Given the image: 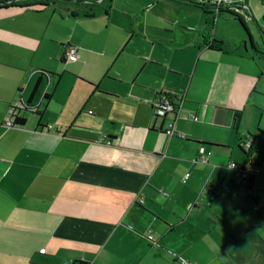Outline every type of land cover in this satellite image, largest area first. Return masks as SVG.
Wrapping results in <instances>:
<instances>
[{"label":"crops","instance_id":"1","mask_svg":"<svg viewBox=\"0 0 264 264\" xmlns=\"http://www.w3.org/2000/svg\"><path fill=\"white\" fill-rule=\"evenodd\" d=\"M249 1L240 17L259 45L264 0L261 21ZM67 10L0 8V264H245L264 251V61L236 17L176 0ZM162 91L183 101L171 137L174 115H154ZM249 139L250 185L228 169L251 167Z\"/></svg>","mask_w":264,"mask_h":264},{"label":"trees","instance_id":"2","mask_svg":"<svg viewBox=\"0 0 264 264\" xmlns=\"http://www.w3.org/2000/svg\"><path fill=\"white\" fill-rule=\"evenodd\" d=\"M177 2H187V4L193 5L199 9H201L206 15L213 14V10L217 9V6L207 3V2H198L196 0H176ZM50 5H56L62 10H69L72 15L75 16H81L84 18H93L98 15H105L108 16L111 10L112 0H11V1H0V8L3 7H11L14 9H44ZM72 8V9H71ZM67 10V11H68ZM210 10V11H209ZM219 14L221 12H226L232 14L234 17H236V20L239 22L241 27L246 32V35L248 36V40L251 43V47L253 50V53L255 57H257L259 60H264V28L261 29L260 37L262 39V44L256 45L251 38V35L249 33L248 28L243 22V19L235 15L234 13H231L229 11H224L221 9H217ZM215 15V13H214ZM207 46L211 49L219 50L222 52H233L234 49H232L228 43L224 41H218L216 39H213L210 43H207ZM37 89V86L35 87ZM156 118V117H155ZM242 119V111L236 110L234 111V122L235 125L238 126L240 121ZM19 125H22V121L17 118L13 127H18ZM240 149L245 154L246 161L249 162V158L251 154L254 155V149H250L249 151H246L240 146ZM255 159L253 158V161ZM254 163H252L253 165ZM255 177V174L250 175L249 179V185L253 182V178ZM74 264H86L81 261H76Z\"/></svg>","mask_w":264,"mask_h":264},{"label":"built area","instance_id":"3","mask_svg":"<svg viewBox=\"0 0 264 264\" xmlns=\"http://www.w3.org/2000/svg\"><path fill=\"white\" fill-rule=\"evenodd\" d=\"M203 2L213 4V5L217 6V9L229 11V12L234 13L235 15H238L241 17L242 16L247 17L249 15L248 14L249 7L246 3V0H204ZM217 9L213 10V12L214 13L219 12ZM66 58L68 59V61H71V62H75L78 60L79 56H78V51H77L76 47L68 46V49L66 51ZM182 102H183L182 98L179 95H174L172 93H168V92H164V91H162L160 94V99L157 102L156 106L154 107L155 117L165 119L169 115H174V120H171V122H169L167 127L164 129L163 133L166 136L171 137V136L175 135L174 124L180 117L179 116V111L181 109L180 103H182ZM15 121H16V119L11 118L10 120H8L7 125L9 127H13ZM189 121L198 123L201 120L197 116H191L189 118ZM49 128H52V127L49 126ZM179 136H181V135H179ZM208 155H210V153H208ZM198 162L203 163V164L208 162V158L206 157L205 151H202L200 153V157L198 158ZM228 169L231 171H234L236 169L235 162L229 163ZM242 176L247 177V174L242 173ZM188 177H189V174H186L184 177V181ZM149 238L151 239V235L149 236ZM42 252H44V250H42ZM177 261H178V264H191L190 262H188L182 258H178Z\"/></svg>","mask_w":264,"mask_h":264},{"label":"rangeland","instance_id":"4","mask_svg":"<svg viewBox=\"0 0 264 264\" xmlns=\"http://www.w3.org/2000/svg\"><path fill=\"white\" fill-rule=\"evenodd\" d=\"M249 4H250V8L252 9L253 15H255V18H257L258 20L261 21L262 8H260V6H257L255 0H250ZM249 22L250 23L248 25L251 27L250 29H252V31L254 32L255 29L252 26V21L250 20ZM220 23L223 24V23H227V22H225L224 19H220ZM224 34H225L224 36H226V37L232 36V33L228 28L225 30ZM259 236H260V234H259ZM256 237H258V236L256 235ZM226 262H227V260H226ZM245 264H264V251H262L260 248H255L254 250L250 251V253L247 256V262Z\"/></svg>","mask_w":264,"mask_h":264},{"label":"bare ground","instance_id":"5","mask_svg":"<svg viewBox=\"0 0 264 264\" xmlns=\"http://www.w3.org/2000/svg\"><path fill=\"white\" fill-rule=\"evenodd\" d=\"M243 144H244V146H246L247 151H249L250 149H253V144L254 143H253L252 139L244 141ZM252 155L253 154H251V156L249 158V163H250L251 167H246L244 165H238V164L235 163L236 169L233 171L235 173L236 177L242 178L246 182H249L251 174H255V176H256L257 174L260 173L259 165H256V164L252 165V160H253V156ZM242 173H246L247 177H243ZM256 209H257V207H256ZM151 239H152V237H151Z\"/></svg>","mask_w":264,"mask_h":264}]
</instances>
